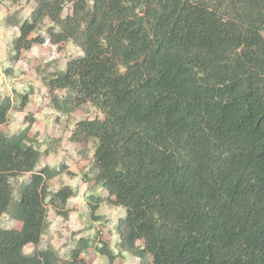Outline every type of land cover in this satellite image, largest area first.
<instances>
[{"label":"trees","instance_id":"1","mask_svg":"<svg viewBox=\"0 0 264 264\" xmlns=\"http://www.w3.org/2000/svg\"><path fill=\"white\" fill-rule=\"evenodd\" d=\"M33 1L25 20L7 17L20 30L13 55L47 20L52 43L81 48L42 79L63 114L87 103L104 114L77 121L70 138L94 147L83 177L127 208L121 249L150 264H264V0ZM13 106L0 99V127ZM30 131L0 129V217L19 222L0 224V264H92L89 237L67 255L24 250L50 227L47 206L65 215L77 193L47 188L63 169L39 168ZM99 252L114 263L113 249Z\"/></svg>","mask_w":264,"mask_h":264},{"label":"rangeland","instance_id":"2","mask_svg":"<svg viewBox=\"0 0 264 264\" xmlns=\"http://www.w3.org/2000/svg\"><path fill=\"white\" fill-rule=\"evenodd\" d=\"M35 7L33 0H0V99L10 96L14 106L9 113V120L0 129L13 134L31 125L30 135L37 139L42 151L39 168L44 166L62 168V173L48 181V189L56 190L61 186H71L77 191L67 203V214H59L52 205H48L50 227L39 242L29 243L25 252L31 253L36 247H55L62 255H67L79 238L89 237L92 245L83 257L92 264H110L108 255L99 252V247L107 245L116 253L113 264H150L151 255L136 257L119 246L120 236L118 222L127 213V208L108 199L106 189L93 186L94 180L85 179L84 174L93 175L94 147L90 143L83 153L84 143L71 140L72 131L77 121L83 118H103L104 114L92 103H87L72 113L63 114L51 103V95L43 82V75L62 70L67 62L83 54L73 41L59 45L50 41L46 24L31 34L32 45L24 49L18 58L13 55L14 39L19 36L18 26L7 22V17L25 20ZM71 10L67 6L66 15ZM64 96L65 91H57ZM26 105L21 106L24 95ZM49 151V152H47ZM29 174L14 178L17 191L21 183L27 181ZM95 185V184H94ZM93 195L94 198H91ZM101 198L96 210L97 219L93 217L94 199ZM4 227H18L19 222L8 214L0 217Z\"/></svg>","mask_w":264,"mask_h":264}]
</instances>
